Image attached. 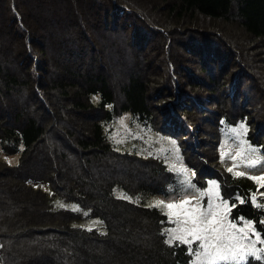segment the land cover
<instances>
[{
    "label": "trees",
    "instance_id": "obj_1",
    "mask_svg": "<svg viewBox=\"0 0 264 264\" xmlns=\"http://www.w3.org/2000/svg\"><path fill=\"white\" fill-rule=\"evenodd\" d=\"M184 31L199 35L197 60L208 34L229 58L203 73L210 87L192 74L182 81L196 51L184 47ZM263 111L264 0H0V146L10 156L23 148L16 167L0 162V264H190L187 245L166 243V216L114 194H161L165 166L116 152L103 127L131 113L181 142L199 135L205 153L223 122L247 121L248 139L264 148ZM194 146L182 150L201 186L217 176L225 198L256 190L222 172L203 175L219 168L218 155L200 164ZM54 197L102 220L107 233L74 226L80 216L55 211ZM261 214L246 201L231 218L257 221L264 237Z\"/></svg>",
    "mask_w": 264,
    "mask_h": 264
},
{
    "label": "rangeland",
    "instance_id": "obj_2",
    "mask_svg": "<svg viewBox=\"0 0 264 264\" xmlns=\"http://www.w3.org/2000/svg\"><path fill=\"white\" fill-rule=\"evenodd\" d=\"M179 35L186 36L185 40L183 41V44H185L184 46L185 48H190V46H193V48L196 49V51H194L195 54H192V60H190V64L188 67L190 73L186 71L185 74H183L182 76L184 77L182 79L183 83L189 82V80L187 79L189 77L188 74H192V75H196L199 79H201L204 82V83L202 82L204 86L210 87L209 83H207L206 76L213 74L214 68L215 67L220 68V66H223L225 64V61L227 59L229 60V58L226 57L224 53L221 52V49L219 46L220 43L215 40L216 38L213 37V35L208 34V38H212V39L209 40L207 45H203V47L201 45L202 53L199 57V60H197V58H195L196 53L200 52L199 43H197L199 42V35L195 33H188V31H184L183 33L180 32ZM191 38H194V39L190 40ZM209 50H211L214 53L213 54L214 57L210 55L211 57L208 58L207 54H209ZM219 53L223 59L219 57ZM216 57H219V60H220L217 66L212 64V61ZM205 71L207 75L203 74ZM225 73L231 75L226 80H231V78L235 76L232 71H225ZM236 74H238V72ZM173 80L175 82V88H174L175 94H178L179 91L182 89L181 83H180L181 78L178 77V75L174 74ZM244 80L246 81V79ZM246 85L248 86L246 87ZM246 85H245L246 94H248L249 96H252L254 99H257L258 96L255 94L254 90L251 89L250 87L251 85L249 84H246ZM227 87L232 88L233 82L229 84ZM205 94L207 96H210V92L208 91ZM91 99H92V102L96 106L99 105L100 96H92ZM174 103H177V102L175 101ZM205 104H208V102L205 101ZM168 107L172 109V112L176 118L178 119L181 118L180 114L177 111H175V109H173V105H171V103H168ZM241 123L245 125L247 131L240 137V139L247 142L245 147H247L248 145H251L253 148L257 149L255 153L251 154L252 158L260 157L264 159V148L254 145L248 139L250 128L248 126L247 121H241L237 125H229L226 122H223L222 127L219 129V131L215 129V131L211 132V136H209V139L206 140L207 150L203 151L205 153H202L201 149H199L198 147H200L199 142L204 141V139H200L199 135H198V138H199L198 139L197 136L192 135L190 137L189 134L186 133L187 135L185 136H189L188 139H186L187 141L181 142L179 140H176L175 138L163 135L162 133L155 131L151 123H142L138 119V117L134 116L131 113H125L120 117L114 118L111 122L105 124L103 127L104 135L108 143L111 145V147L116 152L123 154V155L135 156V157H139V158L146 159V160H153V159L158 160L160 163H162L165 166L166 171L169 173V178H170V180L166 182L165 188L163 189L161 194L151 195L149 193H140L138 195H130L126 193L123 188L116 187L114 190L115 197L118 199L129 201L139 206L149 208V209H156L161 214L164 215L167 209H165L163 206L159 208L152 206L155 204L156 201L162 200L167 203L173 200H179L184 195L194 194L193 189H188L187 191H185L182 185L180 184V181L183 180V176L179 175L175 171L170 170V166L173 163H175L177 167H180L181 165H183L185 168L189 169L190 170L189 176H191V172L194 171L196 175L194 177H191L192 183L195 184L198 189L206 188L207 185L201 186V184L199 183L200 180H199L196 170L190 166L189 161L187 160L182 150L183 147H185L188 149V151H190L192 139H193V142L195 145L194 151L196 152L195 154L197 155V157L195 158H197L200 164H204V161H206V159L208 158L211 161L213 160L212 162H215L216 156L218 155L219 168L218 166L216 167L212 165L210 167V170L207 169L208 171H205L203 175L209 174L211 172H215V173L222 172V173L232 176L236 180H239V181L241 180L244 183H249L256 187V190L253 191L252 193H256L258 201L264 204V196H260V193L264 192V188H259V191H257V188H258L257 183L251 179H248L247 176L237 177V176H234L233 173L228 172L227 169L232 166V161L230 158H228V156H226L223 161L221 160L222 150L225 152H228L230 150L231 155H235V153L237 152L238 150L237 144L239 143V140H237L229 130L233 127H237ZM257 124L258 123H256V125ZM206 132L208 134V131L204 125V128L202 129L203 135H205ZM218 132H219V144H218ZM212 137L213 138L215 137L216 139L215 138L212 139ZM173 141L175 142V144L172 143ZM22 151H23V148L21 147L19 153H17L16 155L10 156V155H7L0 146V162L9 167H16L19 164ZM237 171H246L247 174L250 176L264 175V164H261L257 168H253V169H244L243 167H241L237 169ZM210 180H216L219 183L220 192L223 195L221 179L217 176H214ZM43 190L46 192H49V189L47 187H43ZM237 194L241 196V193L238 191L235 193L233 197H235ZM203 202L205 204L207 203V197H205ZM52 204H53V209L55 211H70V212L78 214L80 218L77 222L74 223V226L85 229V230H89V231H96L102 235H105L107 233V227L105 223L100 219L91 217L90 212L84 211L78 204L67 202L57 197L52 198ZM254 208H256L259 212L262 213L260 215V221L264 219V208H258V207H254ZM231 215H232V211H231ZM229 219H232L231 216L229 217ZM246 219L251 220L249 218H246ZM251 221L255 223L257 231L260 232L257 221L255 220H251ZM174 226L175 225L168 223V226L166 228H172ZM262 226L264 227V225ZM165 234L168 239V235L166 232ZM253 239L255 238L253 237ZM243 243L248 244V241H244ZM193 247L195 248V244L193 245ZM255 247L257 249H264V244L256 243ZM258 254L264 256V252H261ZM249 258H254V257H249ZM259 261L264 262V260H259ZM241 264H243V262H241Z\"/></svg>",
    "mask_w": 264,
    "mask_h": 264
},
{
    "label": "snow or ice",
    "instance_id": "obj_3",
    "mask_svg": "<svg viewBox=\"0 0 264 264\" xmlns=\"http://www.w3.org/2000/svg\"><path fill=\"white\" fill-rule=\"evenodd\" d=\"M229 131L239 140L238 150L235 155H231L230 150L228 152L222 150L221 160L228 156L232 166L227 171L237 177L247 176L248 179L257 183V191H259V188H264V175L250 176L246 171H237V169L257 168L264 164V159L252 158L251 154L257 149L251 145L245 147L247 142L240 139L247 131L243 123ZM172 143L175 144L174 141ZM170 170L182 175L183 180L180 184L185 191L193 189L194 194L184 195L179 200L167 203L158 200L152 205L167 209L164 213L167 216V222L175 225L164 230L168 235L166 243L171 245L179 242L187 245V251L193 258L190 264H241V262L248 264L249 257L264 260V256L258 254L264 252V249L255 247L256 243L264 244V237L257 231L255 223L242 216L229 219L237 203L244 204L250 201L254 207L264 208V204L258 201L256 193L248 197L237 194L235 197L225 198L216 180H208L206 188L198 189L192 183L191 177L196 175L194 171L189 176V169L183 165L177 167L175 163L170 166ZM260 196H264V192H261ZM205 197H207L206 204L203 202ZM259 223L264 225V219ZM244 241H248V244H244Z\"/></svg>",
    "mask_w": 264,
    "mask_h": 264
}]
</instances>
